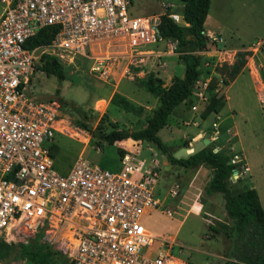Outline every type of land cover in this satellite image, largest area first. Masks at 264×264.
Returning a JSON list of instances; mask_svg holds the SVG:
<instances>
[{"label":"built area","instance_id":"obj_1","mask_svg":"<svg viewBox=\"0 0 264 264\" xmlns=\"http://www.w3.org/2000/svg\"><path fill=\"white\" fill-rule=\"evenodd\" d=\"M131 4L0 0V231L19 228L31 240L42 231L53 238L65 229L62 252L68 264H164L167 259L169 239L145 225L164 200L157 187L164 181L160 160L127 152L118 158L117 170L109 171L79 156L59 173L50 154L57 104L27 94L43 55L69 62L83 58L89 74L103 81L116 72L128 80L142 78L162 67L163 55L173 54L175 43L161 37L160 15L186 23L172 2L162 1L161 11L148 16L134 15ZM45 27L54 30L50 41L27 46ZM207 87L208 82L195 81L191 95L205 104ZM239 160L236 155L229 160L236 174ZM178 189L172 184L164 198L175 197Z\"/></svg>","mask_w":264,"mask_h":264},{"label":"rangeland","instance_id":"obj_2","mask_svg":"<svg viewBox=\"0 0 264 264\" xmlns=\"http://www.w3.org/2000/svg\"><path fill=\"white\" fill-rule=\"evenodd\" d=\"M162 1L174 3L175 11L181 13L179 0H131V10L134 15H155L161 11ZM203 26L206 44L205 50L197 52L204 59L197 81L200 86L210 77L218 81L214 88L207 87L204 92L205 104L211 96L223 99L227 96V102L220 111L202 119L200 113L205 104L191 96L188 102L180 103L170 111L166 125L157 134L171 149L180 144L192 145V138L200 139L204 133H209L213 145L227 148L231 156L240 158L236 165L238 173L231 175L230 181L239 179L241 184L254 188L264 211V102L257 101L261 98L253 87L256 81L264 84V0H210ZM209 30L211 32H207ZM173 55H163L162 67L148 71L161 79L163 86L183 73V65L174 52ZM58 63L63 72L62 80L45 75L38 68L31 77L29 89L32 97L58 90L65 101L63 105L55 102L58 111L54 169L64 172L80 156L101 168L117 170L119 148L146 160H160L164 181H159L157 187H162L159 198L164 200L158 206L160 213L153 212L146 217L145 225L155 235L165 239L171 237L164 248L167 253L164 264H179V261L205 264V260L211 259V252L222 255L212 258L210 263L222 264L229 245L225 232L230 222L221 195L206 196L204 193L209 169L199 166L185 170L170 164L145 141L126 139V142L108 144L101 138L111 130L134 131L145 126L146 118L158 105L157 97L142 86L145 76L128 80L120 78L116 72L103 81L89 74V62L83 58H74L72 62L59 59ZM113 94L125 97L140 108V113L126 112L111 104L109 100ZM70 104L79 107L82 114H77ZM191 106L195 109L191 110ZM85 124L94 135L84 129ZM244 162L248 167L245 172L240 167ZM175 183L179 187L177 195L164 198L165 191ZM208 225L217 232L208 229ZM19 233V228L0 231V244L29 247L31 241ZM41 233V242L48 243L53 250H64L62 243L68 236L67 230H56L57 236L53 238H50V231Z\"/></svg>","mask_w":264,"mask_h":264},{"label":"trees","instance_id":"obj_3","mask_svg":"<svg viewBox=\"0 0 264 264\" xmlns=\"http://www.w3.org/2000/svg\"><path fill=\"white\" fill-rule=\"evenodd\" d=\"M182 4L181 18L186 25L173 22L167 15L159 17L158 31L161 37L170 39L175 43L173 52L177 60L183 65L182 76L171 78L167 86L162 85V80L147 73L142 80L144 90L157 97L158 105L146 118L144 127L134 130H111L102 134L101 138L108 144L115 141L130 138L134 141H145L156 149L158 154L166 158L170 164L178 165L183 169H194L201 165L209 169V178L204 184L205 195L214 196L220 194L223 198V208L230 224L225 236L229 241L222 264H264V211L260 205L257 192L254 188L241 184L237 179L230 181L233 165L229 163L231 155L227 148H218L213 151L211 142L196 153L186 158H174L173 151L169 149L159 138L158 131L168 121L170 111L180 103L189 101L193 84L200 75V64L204 60L197 52L205 50L204 21L208 12L210 0H179ZM52 28L40 29L28 42L27 46L44 45L50 41L53 34ZM40 70L45 75H54L57 80H62L63 72L55 57L43 55L41 57ZM215 77H210L208 87L214 88L217 84ZM35 101H54L65 104V101L56 90L53 94H38L34 97L27 93ZM110 103L126 112L139 114L140 108L135 107L125 97L113 94ZM224 105L221 96H211L204 105L200 117L205 119L209 113H217ZM77 113L82 114L79 107L70 104ZM88 133H92L88 125H83ZM94 135V134H93ZM57 147L50 149L54 156ZM117 153L122 156L125 151L121 148ZM208 229L217 232L211 225ZM29 247H21L13 244H0V264H17L25 260L26 264H68L65 256L59 251L53 250L48 243L40 241V235L30 240Z\"/></svg>","mask_w":264,"mask_h":264},{"label":"crops","instance_id":"obj_4","mask_svg":"<svg viewBox=\"0 0 264 264\" xmlns=\"http://www.w3.org/2000/svg\"><path fill=\"white\" fill-rule=\"evenodd\" d=\"M207 32H211V30H209V31H207ZM166 55H173V54H170V53H166V54H164V56H166ZM174 56V55H173ZM237 74V73H236ZM236 76V75H235ZM234 76V77H235ZM231 82H233V79L231 80ZM231 82H229V84H228V86L230 85V83ZM217 85V84H216ZM253 87L255 88V90L257 91V96L258 97H260L261 98V100H257L258 102H260V101H263L264 102V84L262 83V82H255V83H253ZM226 100V101H225ZM227 102V96H225L224 97V105H225V103ZM231 109V108H230ZM126 139H130V138H126ZM193 140V143L196 141V140H198V139H194V138H192ZM121 141H124V142H126V140H121ZM130 141V140H129ZM131 141H133L132 139H131ZM188 143H190V142H188ZM180 147H184L183 145H177V146H174L173 148H171L172 149V151L174 152L176 149H178V148H180ZM229 148V147H228ZM231 148H232V146H231ZM240 159V158H239ZM242 164H244L246 167H247V165L245 164V162L244 163H242ZM201 167H206V166H203V165H201ZM207 168V167H206ZM247 170H248V167H247ZM250 187V186H249ZM206 196H209V195H206ZM212 198V197H211ZM206 245V244H205ZM209 255H211L210 256V260H205V264H211L210 262L212 261V258H215V257H221V255L222 254H218V253H216V252H211V254H209ZM179 264H192L191 262H185V261H179Z\"/></svg>","mask_w":264,"mask_h":264},{"label":"water","instance_id":"obj_5","mask_svg":"<svg viewBox=\"0 0 264 264\" xmlns=\"http://www.w3.org/2000/svg\"><path fill=\"white\" fill-rule=\"evenodd\" d=\"M209 137H210L209 133H207V132L204 133L202 138L196 140L192 145H188V146H184V147H180V148L176 149L172 153V156L174 158H186V157L196 153L197 151H199L203 147L210 144ZM231 172L234 173V169H231Z\"/></svg>","mask_w":264,"mask_h":264},{"label":"bare ground","instance_id":"obj_6","mask_svg":"<svg viewBox=\"0 0 264 264\" xmlns=\"http://www.w3.org/2000/svg\"><path fill=\"white\" fill-rule=\"evenodd\" d=\"M237 175L236 172L234 173V176ZM169 240L171 239V237H167Z\"/></svg>","mask_w":264,"mask_h":264}]
</instances>
